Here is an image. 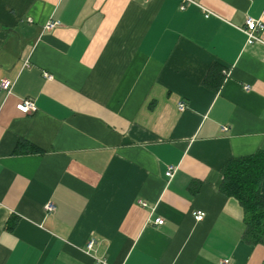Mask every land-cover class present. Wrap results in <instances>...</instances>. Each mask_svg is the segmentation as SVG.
<instances>
[{
    "label": "crops",
    "instance_id": "1",
    "mask_svg": "<svg viewBox=\"0 0 264 264\" xmlns=\"http://www.w3.org/2000/svg\"><path fill=\"white\" fill-rule=\"evenodd\" d=\"M193 1L0 0V264H264L220 188L264 150V0Z\"/></svg>",
    "mask_w": 264,
    "mask_h": 264
},
{
    "label": "trees",
    "instance_id": "2",
    "mask_svg": "<svg viewBox=\"0 0 264 264\" xmlns=\"http://www.w3.org/2000/svg\"><path fill=\"white\" fill-rule=\"evenodd\" d=\"M216 68L218 70V66L211 67L203 81L205 86L213 90L219 89L223 78L220 74L216 75ZM214 75L216 81L212 82ZM31 150L39 151L35 147H31ZM19 151L17 147L15 152ZM221 174V191L235 198L243 209V239L251 244H264V196L261 194V184L264 179V150L230 159L222 167Z\"/></svg>",
    "mask_w": 264,
    "mask_h": 264
},
{
    "label": "built area",
    "instance_id": "3",
    "mask_svg": "<svg viewBox=\"0 0 264 264\" xmlns=\"http://www.w3.org/2000/svg\"><path fill=\"white\" fill-rule=\"evenodd\" d=\"M187 4L189 5V4H196V3L193 0H181L180 8H184L185 5H187ZM205 16L206 17L209 16V11L205 13ZM57 24H59V22L49 20L43 25V28L45 30H50L51 28H53ZM238 29L244 34L246 44H254V43L264 44V40L262 39V35H261L262 31L264 30V23L260 19H255V18L247 16L244 20L243 25L238 27ZM43 75L47 79L52 78V75L49 73L45 72ZM13 85H14V80H9L7 78H1L0 79V90L4 91L6 93L11 92ZM245 88L247 89V86H245ZM183 108H184V103L181 102L179 104V109L182 110ZM16 109L22 113H30V112L36 110V105H35L33 100L26 98V99H21L17 102ZM174 170L175 169L173 166H168L166 168L165 175L167 177L171 178L173 176ZM140 203L143 206L146 205V203L144 201H140ZM45 210L49 211V212L54 210V205L50 202L47 203L45 205ZM193 216L196 220H201L203 218V214L201 212H195L193 214ZM155 222L160 224V223H162V219L157 218V219H155ZM94 244H95V240L93 238H91L87 242L86 248L89 250L93 247ZM96 264H106V263L104 261L97 260ZM221 264H228V262H227V260H224L223 262H221Z\"/></svg>",
    "mask_w": 264,
    "mask_h": 264
}]
</instances>
